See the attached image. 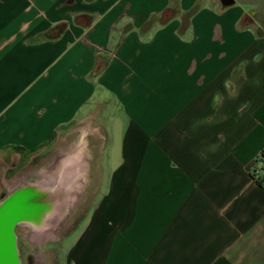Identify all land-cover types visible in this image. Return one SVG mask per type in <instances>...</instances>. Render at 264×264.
Masks as SVG:
<instances>
[{
  "label": "crops",
  "instance_id": "obj_1",
  "mask_svg": "<svg viewBox=\"0 0 264 264\" xmlns=\"http://www.w3.org/2000/svg\"><path fill=\"white\" fill-rule=\"evenodd\" d=\"M258 7L0 0V182L66 133L42 180L98 183L64 264H264Z\"/></svg>",
  "mask_w": 264,
  "mask_h": 264
},
{
  "label": "rangeland",
  "instance_id": "obj_2",
  "mask_svg": "<svg viewBox=\"0 0 264 264\" xmlns=\"http://www.w3.org/2000/svg\"><path fill=\"white\" fill-rule=\"evenodd\" d=\"M250 7V6H245ZM103 113V112H102ZM80 131L75 133L76 140L82 139V124H80ZM71 134L60 135L55 142L52 149H45L36 157H30L25 164L19 166L11 165L4 179V184L0 182V199L3 198L8 191V188L18 185L20 182H35L44 179L48 174L52 173L62 165L54 163V155L56 153L71 152ZM66 158V155L63 156ZM62 157V158H63ZM64 166V165H63ZM93 171H99L98 165H92ZM71 175H69L70 177ZM78 179L75 183V192L77 196H70V203L66 215L61 222L49 234H34V231L25 225L16 227L18 235V249L22 264H64L65 249L67 244L75 237L78 229L83 225L84 218L87 214V209L92 203L91 193L92 189L98 187L88 186L86 179ZM21 179V180H20ZM70 186L71 191H74L73 180L65 177ZM48 178L46 179V181ZM58 180V179H56ZM98 182V181H97ZM8 185V187L6 186ZM5 186V187H4ZM78 226L71 231L76 222ZM71 231V232H70ZM70 232V233H69Z\"/></svg>",
  "mask_w": 264,
  "mask_h": 264
},
{
  "label": "water",
  "instance_id": "obj_3",
  "mask_svg": "<svg viewBox=\"0 0 264 264\" xmlns=\"http://www.w3.org/2000/svg\"><path fill=\"white\" fill-rule=\"evenodd\" d=\"M222 8L235 3L259 4L251 15L264 27V0H218ZM64 173L58 180L21 182L0 199V264H22L16 227L25 225L34 234H49L66 215L71 191Z\"/></svg>",
  "mask_w": 264,
  "mask_h": 264
},
{
  "label": "trees",
  "instance_id": "obj_4",
  "mask_svg": "<svg viewBox=\"0 0 264 264\" xmlns=\"http://www.w3.org/2000/svg\"><path fill=\"white\" fill-rule=\"evenodd\" d=\"M200 4L196 3L194 4L189 10L185 11L182 15H181V29H184L188 26L189 23V19L190 17L199 9ZM169 14V16H171L172 14H174L175 12H177L176 9L174 8H168L166 10ZM167 14V15H168ZM168 18V17H167ZM156 21L155 18H150L149 20H147L141 27V31L142 32H146L149 30V28L152 26V24ZM161 22H164V19L161 18L160 19ZM99 65V64H98ZM101 66V65H99ZM102 68V67H100ZM258 161L263 163V167L262 169H264V149L260 152L259 157H258ZM252 177L255 178V181L257 184L261 185L262 180L258 177H255L254 174H252Z\"/></svg>",
  "mask_w": 264,
  "mask_h": 264
},
{
  "label": "flooded vegetation",
  "instance_id": "obj_5",
  "mask_svg": "<svg viewBox=\"0 0 264 264\" xmlns=\"http://www.w3.org/2000/svg\"><path fill=\"white\" fill-rule=\"evenodd\" d=\"M259 26H261V25H259ZM262 27V26H261Z\"/></svg>",
  "mask_w": 264,
  "mask_h": 264
},
{
  "label": "bare ground",
  "instance_id": "obj_6",
  "mask_svg": "<svg viewBox=\"0 0 264 264\" xmlns=\"http://www.w3.org/2000/svg\"><path fill=\"white\" fill-rule=\"evenodd\" d=\"M65 171V170H64Z\"/></svg>",
  "mask_w": 264,
  "mask_h": 264
}]
</instances>
